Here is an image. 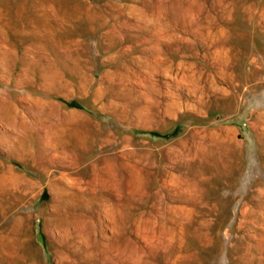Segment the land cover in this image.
Masks as SVG:
<instances>
[{"label":"rangeland","instance_id":"374dc122","mask_svg":"<svg viewBox=\"0 0 264 264\" xmlns=\"http://www.w3.org/2000/svg\"><path fill=\"white\" fill-rule=\"evenodd\" d=\"M257 105L264 0H0V264H264Z\"/></svg>","mask_w":264,"mask_h":264},{"label":"bare ground","instance_id":"6f19581e","mask_svg":"<svg viewBox=\"0 0 264 264\" xmlns=\"http://www.w3.org/2000/svg\"><path fill=\"white\" fill-rule=\"evenodd\" d=\"M13 182V181H12ZM58 222H60V223H65L64 221H58ZM18 227H20V222H18ZM61 228V227H60ZM64 235V234H63Z\"/></svg>","mask_w":264,"mask_h":264},{"label":"clouds","instance_id":"9594fccd","mask_svg":"<svg viewBox=\"0 0 264 264\" xmlns=\"http://www.w3.org/2000/svg\"><path fill=\"white\" fill-rule=\"evenodd\" d=\"M257 107H264V105H257Z\"/></svg>","mask_w":264,"mask_h":264}]
</instances>
